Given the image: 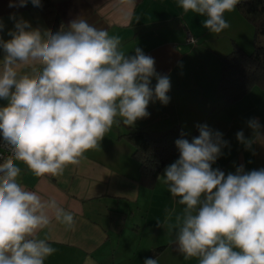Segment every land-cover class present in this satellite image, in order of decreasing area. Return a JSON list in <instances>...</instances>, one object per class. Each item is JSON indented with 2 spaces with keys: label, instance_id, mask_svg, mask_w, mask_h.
<instances>
[{
  "label": "clouds",
  "instance_id": "obj_1",
  "mask_svg": "<svg viewBox=\"0 0 264 264\" xmlns=\"http://www.w3.org/2000/svg\"><path fill=\"white\" fill-rule=\"evenodd\" d=\"M40 7V0H30ZM29 0H10L9 7ZM239 0H177L184 13L205 17L202 27L219 34L230 27L224 18ZM10 39L0 37V138L10 155L0 162V264H45L56 253L49 229L53 219L73 230L75 219L55 198L44 200L21 182V167L36 177L60 176L99 146L112 126L131 127L150 116V102L167 105L168 75L155 70V59L139 47L129 55L119 35L77 18L65 28L33 29L10 14ZM5 24L0 20V32ZM195 42V41H193ZM155 78V86L152 79ZM246 150L264 142L262 126L248 121ZM198 137L175 141L179 157L158 182L167 186L175 207L163 224L177 252L197 264H264V168L246 171L241 164L225 174L213 168L229 142L207 124ZM185 133L181 132V137ZM138 195V192H137ZM41 232L45 234L41 236ZM144 264H158L147 258Z\"/></svg>",
  "mask_w": 264,
  "mask_h": 264
},
{
  "label": "crops",
  "instance_id": "obj_2",
  "mask_svg": "<svg viewBox=\"0 0 264 264\" xmlns=\"http://www.w3.org/2000/svg\"><path fill=\"white\" fill-rule=\"evenodd\" d=\"M50 1L65 28L70 21L83 18L110 35H119L129 55L141 48L155 59L156 72L170 77L171 89L167 105L150 102L149 117L131 127L114 124L97 148L86 152L79 164L66 167L60 176L36 177L19 164L20 182L44 200L55 198L76 221L73 230H66L53 219L45 230L57 249L45 264H144L147 258H157L158 264H197L177 252L173 235L157 222L163 224L166 210L175 207L158 177L179 154L154 177L142 175L133 145L124 134L133 128L165 130L178 126L190 135L197 125L207 124L229 142L213 168L225 174L234 173V165L242 164L246 171L264 168V142L246 150L236 139L239 131L252 138L251 119L259 122L264 133V88L254 86L226 104L218 89L220 57L234 44L250 49L252 24L237 5L224 14L230 27L215 34L202 27L205 17L184 13L177 0ZM9 2L0 0V20L5 24L0 37L4 40L10 39L7 31L14 27L10 14L22 17L33 29L50 30L40 8L30 0L24 7H9ZM187 32L195 42L185 40ZM155 83L153 78V87ZM6 104L0 100V106Z\"/></svg>",
  "mask_w": 264,
  "mask_h": 264
},
{
  "label": "trees",
  "instance_id": "obj_3",
  "mask_svg": "<svg viewBox=\"0 0 264 264\" xmlns=\"http://www.w3.org/2000/svg\"><path fill=\"white\" fill-rule=\"evenodd\" d=\"M39 7L49 27L55 33L63 24L50 0H40ZM253 26V47L245 50L238 44L220 57L218 89L224 104L244 96L252 87L264 88V0H241L237 4ZM65 27V26H64ZM181 129L165 130L133 128L124 135L133 145V155L139 161L142 175L154 177L173 157L179 154L175 141L198 137L196 127L190 135L181 137Z\"/></svg>",
  "mask_w": 264,
  "mask_h": 264
},
{
  "label": "built area",
  "instance_id": "obj_4",
  "mask_svg": "<svg viewBox=\"0 0 264 264\" xmlns=\"http://www.w3.org/2000/svg\"><path fill=\"white\" fill-rule=\"evenodd\" d=\"M185 40L187 42H193L194 38L189 32H187L185 36ZM9 155L10 153L7 151V149L3 147L2 138H0V162H2V159H6Z\"/></svg>",
  "mask_w": 264,
  "mask_h": 264
},
{
  "label": "rangeland",
  "instance_id": "obj_5",
  "mask_svg": "<svg viewBox=\"0 0 264 264\" xmlns=\"http://www.w3.org/2000/svg\"><path fill=\"white\" fill-rule=\"evenodd\" d=\"M253 47V43H251V47H250V49H245V50H251V48ZM249 48V47H248Z\"/></svg>",
  "mask_w": 264,
  "mask_h": 264
}]
</instances>
